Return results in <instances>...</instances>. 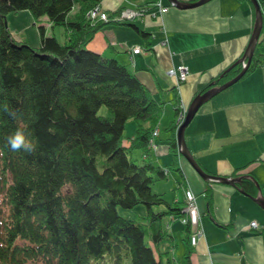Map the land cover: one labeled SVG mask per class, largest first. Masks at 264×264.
<instances>
[{"label": "trees", "instance_id": "16d2710c", "mask_svg": "<svg viewBox=\"0 0 264 264\" xmlns=\"http://www.w3.org/2000/svg\"><path fill=\"white\" fill-rule=\"evenodd\" d=\"M100 1L0 0V264H177L161 250L167 220L177 217L185 243L180 264H191L185 201L152 190L170 170L184 176L175 138L180 95L175 90V118L166 128L172 161L160 166L150 156L162 103L126 64L86 48L105 24L87 14ZM20 11L29 12L34 24L46 23L38 27L37 45L12 35L6 16ZM55 25L65 28L63 42L47 35ZM133 27L149 38L148 31ZM261 34L259 43L264 26ZM233 62L197 93L236 75L242 63ZM261 63L264 53L255 52L244 75ZM131 119L136 127L123 144ZM17 129L30 134L33 152L9 148L7 137ZM134 150L140 159L132 157ZM255 180L248 173L239 184L250 197L258 194ZM138 205L144 206L141 221L118 211Z\"/></svg>", "mask_w": 264, "mask_h": 264}, {"label": "crops", "instance_id": "0c3cea01", "mask_svg": "<svg viewBox=\"0 0 264 264\" xmlns=\"http://www.w3.org/2000/svg\"><path fill=\"white\" fill-rule=\"evenodd\" d=\"M162 2L168 5L167 11L159 12L149 4L141 17L105 23L87 45L126 64L152 97L162 103L164 116L154 138L157 144L150 160L167 166L172 154L158 139L171 136L165 129L175 118L176 91L188 105L202 86L238 59L248 44L255 13L250 0H208L188 8H178L168 0ZM100 5L112 13L128 3L101 0ZM134 25L148 31L149 38H143ZM259 44L263 46L264 42ZM137 45L141 50L134 52L132 47ZM178 65L188 69L179 89L174 78L166 75L168 68ZM165 96L168 107L164 104ZM184 134L190 151L206 171L232 177L250 173L257 179L259 192L264 196V63L202 104ZM180 165L184 176L181 178L179 172L178 179L174 173L177 170H170L166 178L172 183L168 187L181 191L182 199L175 197L180 201H184V184L194 192L197 206L192 216L196 219L201 212L204 231L192 245L191 264H264V209L232 185L204 180L183 157ZM159 186L166 192L167 185L160 183ZM206 191L210 194L209 204ZM175 220H167L168 236L161 250L168 254L169 247H175L174 258L180 264L185 252L184 230ZM251 220L257 222V229L249 226Z\"/></svg>", "mask_w": 264, "mask_h": 264}, {"label": "rangeland", "instance_id": "374dc122", "mask_svg": "<svg viewBox=\"0 0 264 264\" xmlns=\"http://www.w3.org/2000/svg\"><path fill=\"white\" fill-rule=\"evenodd\" d=\"M125 1H126V3H128V5L132 4L133 6L132 7H128V5H126V6H123V7H119L118 8L119 9V12L116 15H114V16H113V14H111V13L103 10V8L99 9L98 14H95L94 13V9H96V7H97L96 5L97 4L92 5L91 8L88 10L87 14L90 17V19L99 21V20H101V13H105L106 16H107V18H108V20L107 21H104V22L105 23H108V24L109 23L112 24V22H123L122 19H123V17L126 14L127 15L128 14H130V15L131 14H135L136 16H139V15L142 16V12H144V10L147 9L149 7V4H150L149 3L150 0H149V2L147 4H137V2L134 3L133 0H125ZM153 3H154V1L151 2L150 5H153L154 6ZM99 6L101 7V5H99ZM262 11H263V18H264V1H263V5H262ZM89 13L92 14V15H89ZM107 13H108V15H107ZM112 13H114V12H112ZM114 18H116V19H114ZM125 18H131V19H133V16H131V17H125ZM6 20H7L8 27L11 29L12 35L14 36L15 39L27 40V42L28 43H31L32 45H37L39 43V37H40L39 36V30H38L39 25H41V24H45L46 25L45 22H40V21H37L34 24L33 23V19L31 18V16L29 15V12H27V11H20V12H16V13L15 12H9L7 14V16H6ZM263 25H264V21H263ZM47 33H48L47 35H50L51 33L52 34H55L57 36V38L61 42H63L65 40V34H66V32H65L64 26L55 25L54 26V30L52 31L51 28H48ZM112 42H114V41H112ZM137 47H138V45H137ZM86 48L90 49L88 47V45H87ZM139 48H141V47H139ZM259 50H262L264 52V45L263 46L262 45H257L256 46V52H259ZM173 67H175V66H173ZM166 75L169 76V77H172L171 75H168L167 73H166ZM186 78H187V76H186ZM163 80H165V79H163ZM174 80H175L174 82L176 84V78H174ZM185 80H183V81L180 80L179 85H177V88L178 89L180 88L181 84ZM169 94H170V97H171L172 96L171 90H169ZM167 98L168 97L165 96V101H164L165 107H168V105H169V103L167 101ZM189 103H188V105H189ZM188 105H186V103H184V101H182V98H181V106H182L183 109L181 108L182 109V115H181V117L176 120V122H177V128L179 127V125L181 124V122L185 118ZM100 112L101 113H106V107L105 106H102L100 108ZM162 112L163 113H161V116H160L158 125L162 122V119H163V116H164V111L162 110ZM135 127H136L135 120L131 119V120H128L126 122L124 131H123V144H128L129 136H131L133 134V132L135 130ZM164 129L165 128H162V134H165L166 133L165 132L166 129L165 130ZM166 131H168V130H166ZM154 138H155V136H154ZM154 138H153V141H154L155 144H157ZM158 142L161 144V146L165 147V149L167 150V152H169V148H168V145L165 143V139H162V138L160 140L158 139ZM178 152H179V149H178ZM134 153H136V154H134ZM135 156H137L138 159H140L141 155H140V151L139 150H134V152L132 154V157L135 158ZM180 158H179V161H180ZM138 159H136V160H138ZM180 167H181V165H180ZM174 173L177 174L178 179H179L180 173L178 171H175ZM160 183H163V184L167 185V187H168V186H170V183H172V182L169 179V177L168 178H164V179L159 178V179H157V180L154 181V184L152 185V190L155 191V192L163 193L161 186H159ZM173 183L176 186L175 181H173ZM187 186L188 185H186L185 187L186 188H189ZM154 188H156V190L159 189L160 191H156V190H154ZM165 191L166 192H164V196L168 200H170V201H173V199L176 196H178L180 199H182V193H181V191L178 192L177 188L172 187V189H170L168 187ZM183 196H184V201H185L184 203L186 205V199H185L184 192H183ZM2 199H3L2 198V193H0V208H4L3 207L4 205H3ZM118 211L124 217L133 218V219H137V220L141 221L142 220V217L140 215L144 213V206L143 205H138L135 208L118 207ZM198 214L200 215V221H201V217H202L201 212H199ZM166 219H167V216L165 217L164 221H166ZM178 219L179 218L177 217V219L175 221H179V223H180V219L179 220ZM257 227H258V224H257ZM203 233H204V231H203ZM202 236H203V234L200 237H202ZM147 238L148 237H146V239ZM147 241L150 242L148 239H147ZM170 248L171 247H169V249ZM174 248L175 247H172L168 251L169 256H171L172 258L175 257L174 256L175 255ZM182 258H183V255H182L181 259Z\"/></svg>", "mask_w": 264, "mask_h": 264}, {"label": "water", "instance_id": "95a60500", "mask_svg": "<svg viewBox=\"0 0 264 264\" xmlns=\"http://www.w3.org/2000/svg\"><path fill=\"white\" fill-rule=\"evenodd\" d=\"M170 4L178 7V8H188L197 6L199 4H202L208 0H192V1H184V0H168ZM253 7H254V13H255V19H254V25L253 29L248 41V44L246 45V48L242 54V56L233 62V65L237 63H242V68L240 71L234 75L233 77L227 79L223 83L219 85H213L206 89L203 92H199L191 99L187 112L185 115L184 120L181 122L179 127L177 128L175 132V138L176 143L179 149V153L183 158L186 159V161L193 167V169L204 179L209 181H215L220 183H225L228 185H232L236 187L240 192H243V189L239 187V184L241 183L243 179V175L239 176H224V175H218L214 173H210L206 171L200 163L196 160L193 153L190 151L186 141H185V128L188 125V123L192 120L195 113L198 111L200 106L204 104L206 101H208L212 96L220 92L221 90L225 89L226 87L232 85L236 81H238L247 71L250 63L253 61V56L256 52V46L259 43V38L261 35V31L263 28V11H262V1L259 0H250ZM256 186L258 187V192L260 191V186L258 182L255 180ZM245 194V193H244ZM262 209H264V196L260 194V192L255 196L251 197ZM263 237V245H264V231L262 234Z\"/></svg>", "mask_w": 264, "mask_h": 264}, {"label": "built area", "instance_id": "2783aa9c", "mask_svg": "<svg viewBox=\"0 0 264 264\" xmlns=\"http://www.w3.org/2000/svg\"><path fill=\"white\" fill-rule=\"evenodd\" d=\"M153 4L158 9L159 12H165L168 10V5L164 4L162 0H154ZM96 6L97 7L96 9H94V13L98 14L100 6L99 4H97ZM89 15H92V14L89 13ZM131 16H135V14H131V15L126 14L124 17H131ZM101 19H106L105 13H101ZM139 49L140 48L138 46V47H135L133 50L134 52H138ZM166 73L176 78V86H177L179 85L180 80L183 81L186 79L188 69L184 65H178L175 67H170L169 69L166 70ZM181 115H182V109H180L177 119L180 118ZM157 132H158L157 129L153 131L152 133L153 137L157 134ZM151 141H152L153 146L155 147L156 144L154 143L152 137H151ZM184 194H185V199H186V205L184 208V212L186 213V216L183 218V221L184 222L190 221L191 228H192L190 242L191 244L194 245L197 239L200 238V236L203 234V227L200 221V215L198 214V217H196V219H194V217L192 216L191 208H194L197 206L196 196L194 192L190 188H185ZM249 226L254 229L258 228L257 223L254 220L250 221Z\"/></svg>", "mask_w": 264, "mask_h": 264}, {"label": "clouds", "instance_id": "9594fccd", "mask_svg": "<svg viewBox=\"0 0 264 264\" xmlns=\"http://www.w3.org/2000/svg\"><path fill=\"white\" fill-rule=\"evenodd\" d=\"M4 111H9L6 105ZM29 135L25 129H17L7 137V145L13 151L24 150L31 153L35 150L36 145L29 139Z\"/></svg>", "mask_w": 264, "mask_h": 264}, {"label": "bare ground", "instance_id": "6f19581e", "mask_svg": "<svg viewBox=\"0 0 264 264\" xmlns=\"http://www.w3.org/2000/svg\"><path fill=\"white\" fill-rule=\"evenodd\" d=\"M100 9H101V7H100ZM144 12H142V14H143ZM108 14V13H107ZM139 16H141V15H139ZM139 16H133V19L135 18V17H139ZM114 19H116V18H114ZM102 20V19H101ZM108 20V18H107V16H106V19H104V21H107ZM127 20H132L131 18H125V17H123V19H122V21L123 22H125V21H127ZM264 26V25H263ZM135 47H137V46H134V47H132V50L135 48ZM134 51V50H133ZM172 78H175L174 76H172ZM175 86H176V84H175ZM177 87V86H176ZM158 134V133H157ZM187 185V184H186ZM183 186V185H182ZM188 187V186H187ZM180 188V187H179ZM194 209H196V207H194V208H191V212L194 210ZM184 218V217H183ZM183 220V219H182ZM170 234V233H169Z\"/></svg>", "mask_w": 264, "mask_h": 264}]
</instances>
